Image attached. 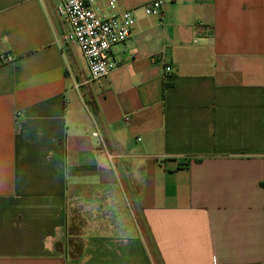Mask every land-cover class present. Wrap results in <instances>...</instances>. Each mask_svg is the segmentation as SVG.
Listing matches in <instances>:
<instances>
[{
  "label": "crops",
  "instance_id": "0c3cea01",
  "mask_svg": "<svg viewBox=\"0 0 264 264\" xmlns=\"http://www.w3.org/2000/svg\"><path fill=\"white\" fill-rule=\"evenodd\" d=\"M150 1L93 80L61 0H0V264H264V0Z\"/></svg>",
  "mask_w": 264,
  "mask_h": 264
},
{
  "label": "built area",
  "instance_id": "2783aa9c",
  "mask_svg": "<svg viewBox=\"0 0 264 264\" xmlns=\"http://www.w3.org/2000/svg\"><path fill=\"white\" fill-rule=\"evenodd\" d=\"M100 1L107 4V10L97 7ZM118 0H61L59 15L70 27L64 40L78 45L90 69L91 78L107 77L116 67L112 50L125 43L133 35L137 23L135 10L117 11ZM148 16L164 17V1L153 0L143 6ZM7 60L2 56L1 62ZM165 72H172L171 66Z\"/></svg>",
  "mask_w": 264,
  "mask_h": 264
}]
</instances>
